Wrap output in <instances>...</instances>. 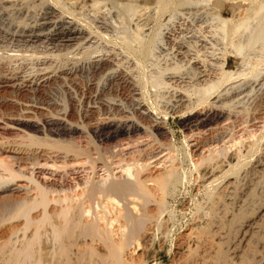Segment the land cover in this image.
Returning <instances> with one entry per match:
<instances>
[{
    "label": "bare ground",
    "instance_id": "1",
    "mask_svg": "<svg viewBox=\"0 0 264 264\" xmlns=\"http://www.w3.org/2000/svg\"><path fill=\"white\" fill-rule=\"evenodd\" d=\"M79 1L80 0L42 1L43 4L47 2L46 9L49 11V14L57 11L58 13H60V15L63 18H68L67 21L65 20V22L58 24V26L56 24V27H54L55 30L53 31L54 32L53 36L55 37V39L59 41L60 40L72 41V40H76V37L78 38V36L81 34L85 35L84 38L79 36L82 39H85L89 35L90 36L94 35L95 37H97V39L98 38L100 39V42L101 39L103 40V42L105 41L106 45L108 44L120 45L119 47H122L123 51L128 54L131 48L128 47L127 49L125 45L130 44L131 40L133 39H131L129 42L125 39L126 37L124 36L125 38H122L121 40L122 42L121 41L117 42L116 40L113 41L112 39H109V37H106V35L102 34L100 30H97L98 29L97 26L95 27L97 29L92 28V24H94L93 22L92 24L89 22L91 26L88 23L84 24L86 25L83 27L84 29L83 28L80 29L75 26L76 20H79V18H77L74 15L73 9L75 5L80 4ZM163 3L164 2H162V5H164ZM123 5H124V11L130 12V14L132 15L133 0H128V1L126 0V2ZM159 7L160 6H157V8ZM158 10H160V8ZM43 19H45V17ZM60 19L59 21H62ZM80 22L81 24L83 23V21ZM39 27L41 26L39 25ZM40 30H42V28ZM40 30H38L37 32L41 33ZM29 32L28 35L31 33ZM37 32L35 31V34ZM33 34L32 36L31 35L30 36L27 35V36L35 39L36 38L38 39V37L40 36ZM49 36H47V38ZM124 39L126 40L127 43L125 42ZM95 49L93 47L92 50L89 47V49L84 50L82 52L78 51L80 54L75 53L76 51L72 52V50L71 51L66 50L65 53L62 54H58V53L56 54L53 53L52 51L51 53L56 54L53 55L54 57L53 59L46 58L48 55L46 56L45 54H43L42 56L38 55L40 54L39 52L38 54L37 52L34 53V55L38 57H35L34 55L33 57L32 54L24 55L22 53H20V55L1 54L0 55V91L8 90L12 94H14V99H12L11 101H7L6 99V101H4L2 97V100H0V123L3 122L4 127L6 128L7 126L13 127L14 131L16 130L19 133L22 132V135L21 134L20 135L30 144H36L39 146L47 145L48 148L50 146V148L54 149L53 151H55V149L59 150V152H62L64 155V156L61 155L63 159L65 156H68L70 154L72 155L74 154L76 156L77 155L86 156V151L84 150V148L80 149V147L76 146V144H74L71 141H67V140L65 141L61 139L60 140L48 139L46 137L47 135L43 137L36 136V134L45 133L44 126L40 124L41 122L47 124L52 121H55L59 123L61 132L78 134V127L68 122L93 121L94 125L92 124L93 127H90V131L93 134V136H96L99 131L103 130L106 131V135L105 134L104 135H105V139L107 140L114 139L120 136L132 137L134 134L136 136L137 134H143L144 136H146L145 134H148L150 136L162 135L164 133L163 116H161L162 114L160 115L159 111L156 112V109L154 108V106H156L155 103L153 104L154 106H151V103L150 104L145 103L146 101L144 100V98L148 95L146 94V96L143 98V95H145L141 93L143 89L138 92V88L143 83V81L139 80L138 82V80H136L138 83L136 81H133L134 78L132 73L133 70L131 72L130 70L127 72L128 68L124 66L127 68L125 70L122 66L125 63L121 65L119 60H116V58L114 57L115 53L111 51L112 50L111 48H110L111 50L108 49L103 50L101 48V50L99 49V51ZM133 49H131V54H129V57L132 56ZM96 51H98L99 53L94 54L96 53ZM51 53H49V55ZM76 54H78V57H75ZM125 55L123 56L124 58ZM126 57L128 58V55ZM128 61H130V59ZM129 72L132 74H130ZM52 86H55L56 93H58L57 96L55 94L54 98H48V96H46L47 98L36 97L38 93H41L40 92L41 90L45 91L46 89H50ZM216 88H218L217 84H210L208 85V87L204 88L203 94L202 92H200L203 95L202 97L203 99L201 100L200 98H198L200 99L199 103H201V101L203 102L204 99L206 100L207 98H209L210 94L213 91H216ZM23 93H30V95H32L30 100L26 102H22L19 100L20 97L17 98L18 95L20 96V94L22 95ZM225 96L223 95V97ZM186 99L188 100V98ZM182 100L180 102H183ZM215 102L216 100L214 101L210 100L209 104L207 103L208 106H206L207 104L205 105L206 108H201L200 110L195 111L191 116L190 114H187L185 120L183 121L184 126L187 128L194 127L196 129H199L205 127L207 128V126H210L214 122H217L222 116L225 115V113L224 111L219 110L216 106L215 107L217 109L214 107ZM7 106L13 107V110H6ZM191 111H193V109ZM190 120L194 121L193 125H190L188 123ZM146 123L148 125H146ZM79 128L81 129L85 127L83 126ZM140 138L141 137H139V139ZM131 139L132 138H130V141L128 140L126 146L124 145L125 146L124 150H127L128 148L132 149L134 145H136L137 143L138 146L143 144L140 142L141 140L136 143V140L134 139L136 144L134 143L133 145L134 141L133 139L132 140ZM207 142L209 141L207 140L201 141L193 145H190L192 156H196V159L193 157L194 158L193 166L195 168L192 167L193 169H196L193 171H197V173H195L196 174L195 176H197L198 180L194 179L195 182L198 181V185L196 186L200 187L201 189L202 188L204 189L206 187L209 189L210 187H213L212 193L209 192L210 189L212 188L206 190L208 191L207 193H210L212 195L210 196L211 201L209 198H208L209 200L207 199L208 200L207 203L209 204L206 205L208 206L207 207L208 213H204L205 215L207 214L206 217L204 215H201L206 218L204 224L205 227L204 226H203L204 228L198 227L199 229L188 227L186 231H184L183 233L180 232L179 235L176 236L177 238L175 240V244L172 245L174 246V252L172 251L174 254V258L172 257L173 260L171 259L172 260L171 264H264V164L262 163V157L261 159L260 158L256 159L255 157L259 155L255 156L254 158L256 159V161L254 162L253 166H251L250 168L248 167L249 169H246L247 167L246 168L244 167V165H246L245 163L246 160L244 164L241 161L243 159L240 158L242 154L240 152L241 150L234 148L235 152L227 153L232 148L226 150L227 147L225 146L226 148L224 150H226L227 152L225 151V153L220 155L221 157L223 156V158L217 159L218 157L217 154L219 155L221 150H218L217 152L212 154L211 153L212 150L207 149L208 153L206 154L204 153L203 150L205 149L204 147L206 146V144H208ZM248 145H251V143L247 144V146ZM247 146H245L246 148L244 149L250 150V146L249 147ZM21 147H23V145ZM254 147H257V145L256 146L254 145ZM121 148L119 149V151H122L123 148L122 149ZM254 149L251 151H254ZM0 150L6 155L7 158H9V160L12 163L13 162L20 163L21 161L24 162L25 160H28L32 165L31 168L32 172L36 171V173L42 174L43 177L45 175H48L47 174L48 171H46L48 169L47 163L40 164V158L42 156H45L44 154H40L41 152L37 150H30V151L22 150L21 148H15L10 144L7 145V143L6 145L3 146L1 143ZM222 150H223V146H222ZM246 150L245 152H249ZM128 152L133 154V152L129 150ZM143 153L144 152H142V154ZM245 154L246 153H244V155ZM88 157L89 155L86 156V158ZM151 157L152 156L143 157V162H141L140 165H137L136 167L133 166L132 164L137 159L134 160L132 164L129 162V166L131 165L135 167L134 169L128 168L129 166H127L128 164H126L127 166L126 170L122 169L125 172L123 173L125 174L124 176L110 177L109 174L108 179L106 178V180H104V182H102L100 185L93 183H85L83 187L79 189L78 193L73 191V188L71 189V192L68 189V187L65 189L59 188V190H56L57 192L56 195L55 193L54 195L52 194L53 196L50 194L53 193L54 191L49 190L51 188L47 187V185L45 186L42 183L41 185L32 175L26 178L27 180V181L25 180L26 183L23 184L16 183L15 180L16 179L18 180L20 177H22L20 175V172L13 171L9 162L0 160V168L1 170H3V172L4 171L6 172L5 173L6 177L4 178L0 177V198L1 200L2 198L6 199V201H2V204H4L5 206V211H3V213H0V225L6 221L10 222L11 220H16V219L22 220L21 226L18 228L10 229L8 235L9 237H7L5 242L0 244V264H43L44 263L42 261L43 256L41 255L42 252L40 251L42 249V246L45 249L53 250V251L49 250L50 252H53L52 254L56 252L55 254L58 255L56 256L58 258L61 257V259L64 260L65 264H75L76 260L75 263L73 262V260H71L72 258L71 254H72V248L77 244H80L83 250L80 252L79 250H81V248L78 249L79 247L78 248L74 247L75 249H78L77 251L79 252L78 253L75 250L77 253L76 254L74 253L73 255L74 257L76 256V258H80V257L82 258L84 256L83 254H85L86 252L87 255L91 257V259L92 257L93 259L96 258L97 264H131L132 262L128 263L123 258V253L125 249H127L130 245H132L133 242H136L137 245L140 246L139 252L142 251L140 252L142 256L145 250H147V246L151 244L152 237L154 236L155 238L154 231L158 226L162 227V229L160 228L161 232L163 229L166 232L168 231L167 230L168 229L167 225H169L168 217H166L167 215L166 216L164 215V213H166L167 203L164 202V196L165 195L168 196L167 195L168 189L174 182L175 183L176 181L179 182L177 180L179 179V177L177 176L176 174L177 172L175 171L174 167L170 168L171 164L168 165L170 166L169 168L166 167L167 165H163V164L161 167L160 166L161 161H160L159 163L160 167L158 166L153 168L154 170H151L152 169V166L150 165ZM153 157H156V155H154ZM242 158H244L243 154H242ZM89 160L91 161V159ZM148 160L149 162H147ZM151 161L153 160L151 159ZM108 162L110 161L108 160ZM242 163H243V167L246 170H244L243 167L242 168L240 167L242 166ZM81 167H83V165ZM108 167L106 168V170L109 169ZM240 168L243 169L244 171L239 172V170L241 171ZM109 173H111V171H109ZM107 174H108V170H107ZM231 174H233V176L235 174L236 176L233 178L231 176H230L231 178L227 176ZM220 178L221 181L219 182V184L215 185V182L217 180L219 181ZM66 189H68L69 192ZM171 191L169 190V192ZM156 192L158 193L157 195ZM16 194L17 195L19 194L22 197L20 199L19 198L14 199L12 196ZM98 194L99 195L101 194L108 201H111V203L115 202L116 204H119L118 216H116L115 219L111 220L109 218H106L105 217L106 215L104 216L101 215L98 217L97 215L92 216L89 214L93 218L87 221L86 219L85 221L82 220L84 216L83 215L84 212L85 213L89 212L88 207L86 209V207H84L83 204L86 203L88 206L91 207L90 209L92 210V206L94 203L93 201L94 199L97 198ZM206 197L207 196H205V198ZM133 198L136 201H139V204L138 202L136 203V201L135 203L137 205L133 204L134 203ZM130 204L131 206L133 205L132 207L135 208L136 206H138V209L135 211L136 213H134L133 208L129 207ZM51 206H54L53 211L50 210ZM198 209L201 210V208L199 207ZM35 211L38 212L37 217L32 216V212ZM195 218L198 219V217ZM199 218L200 219H198V221L202 220L201 217ZM100 220L103 223L102 225L99 224ZM113 221H115L116 224L118 223L117 238H113L111 234L112 232L108 227L109 225H111ZM31 226L34 227L32 228V231L29 232V234H27V230L30 229ZM19 231L22 234H20L19 238L17 239V236L15 237V234L17 232L19 233ZM18 233L16 235H18ZM162 238H165L164 235ZM95 242L101 245V250L99 249L97 250L93 246ZM52 254L50 255V257L54 256ZM143 264H149V263L144 262ZM151 264H156V263L151 262Z\"/></svg>",
    "mask_w": 264,
    "mask_h": 264
},
{
    "label": "rangeland",
    "instance_id": "2",
    "mask_svg": "<svg viewBox=\"0 0 264 264\" xmlns=\"http://www.w3.org/2000/svg\"><path fill=\"white\" fill-rule=\"evenodd\" d=\"M9 1L10 0H0V55H20V53H22L24 55L32 54L33 56L34 53L37 52L38 54L39 52L40 54L38 55L42 56L43 54H45L46 56H49H47L46 58L53 59V55H56L57 53H65V51L69 48L70 49L68 51H76L75 53L78 54H80L79 52L89 49V47L92 50L94 47V49L96 48L95 50L98 51L99 49L101 50V48L103 50L112 49L111 51L115 53L114 57L116 58V60H119L121 65L125 63L124 65H122L123 68L125 70L128 68L127 72L129 70L130 72L133 70V81H143L141 85V81L139 83L140 86L138 88V92L143 89L141 91L142 94H145L143 95V98L146 96V94L148 95L146 96L147 98H144V100L146 101L145 103H151V106H154L153 104L155 103L156 106H154V108L156 109V112L159 111V114H162L161 116H163L164 133L160 136H150L148 134H145L146 136H144L143 134H137L136 136L134 134L132 137L120 136L114 139L107 140L105 139L106 131L103 130L99 131L96 136H93L90 131V127H93L92 124L94 125L93 121H74L75 123L73 121L68 122L78 127V134L61 132L59 123L55 121L47 124L41 122L40 124L44 126L45 133L36 134V136L43 137L47 135L46 137L48 139H61L65 141H71L76 144V146L80 147V149L84 148V150L86 151V156L89 155V157L86 158L85 155L76 156L74 154H70L68 156H65L66 158L64 157L63 159L62 156L64 155L62 152H59V150L55 149V151H53L54 149L50 148V146L48 148L47 145L39 146L36 144H30L24 138H22V132L19 133L16 130L14 131L13 127L7 126L6 128L4 127V123L1 122L0 134L4 138L0 135V146L1 143L2 146L6 145L7 143V145L10 144L15 148H21L22 150H37L41 152L40 154H44L45 156H42L40 158V164L47 163L48 169L46 171H48V175H45L44 178L42 174L36 173V171L32 172V165L28 160H25L24 162L21 161L20 163H12L1 150L0 160L9 162L13 171L20 172V175L22 177H20L18 180L16 179V183H26V178L32 175L40 184L42 183L45 186L47 185V187L51 188L49 190L54 191L50 195H54V193L56 195V190H59V188L65 189L67 187L70 192L73 188V191L78 193L79 189L82 188L85 183L100 185L102 182H104V180H106V178L108 179L109 174L110 177L124 176L125 174L123 173L125 172L123 170H126V167L129 166V162L132 164V162L137 159L132 164L136 167L137 165H140L141 162H143V157L146 156L153 157L154 155H156V157H151L153 161H151V159L149 158L150 165L152 166L151 170H154L153 168L158 167L160 164L161 167L163 164L167 165L166 167L169 168L170 166L168 165L171 164L170 168L174 167L175 171L177 172L176 174L179 177V179H177L179 182L176 181L177 184L174 182L173 184H176V187L172 184L168 189V196H164V202L168 204L167 205L165 203L166 213H164V215H167L166 217H168V231L166 232L163 229L162 232H166L164 234L161 232L162 227L158 226L155 229L156 232L154 231L156 239L152 235L153 237L151 244H149L150 246H147V250H145L142 256L140 254V252L142 251L139 252L140 246L137 245L136 242H133V244L125 249L123 253L124 260L128 263L132 262L131 264H143L144 262L149 264H151V262L156 264H171V261L174 258V246L172 245L175 244V240L177 238L176 236H178L180 232L183 233L184 231H186L188 227L195 229L205 227V217L207 214L205 215L204 213H208V206L206 205L209 204L207 203L209 199L211 201L210 196L212 194L210 193H212L213 191V187H210L212 189L209 188L210 193H207V187L204 188V190L203 188L201 189L200 187L196 186L198 185V181H196L197 183L195 182L196 179L198 180L197 176H195V173H197V171H193L196 170L193 169L195 168L193 166V161L194 158L196 159V156H192L190 145L201 141H209L207 142L208 144H206L203 151L206 154L208 153V150H212L211 153L213 154L218 150H221L222 153L220 152L219 155L217 154V156L219 157H217V159L223 158V156L221 157L220 155L225 153L227 149L229 150L232 148L231 150H229V152L226 151L227 153L235 152L234 148L239 149L241 150L240 152L244 157L242 158L241 154L240 158L243 160H240L243 163L246 160V165H244L245 168L247 167L246 169H249L251 166H253L256 159H261V157L262 163L264 164V0H133L132 15L130 14V12L124 11L123 4L126 2V0H80V4L75 5L76 8L74 7L73 9L74 15L79 18V20H76L75 26L82 29L84 26H86L84 24H92L93 22L94 24H92V28L97 29L95 28L97 26V30H100L102 34L106 35V37H109V39H112L113 41L116 40L117 42H120L122 38L125 37V39L129 42L131 39H133L131 40L132 43L130 42V44H127L128 46L125 45L127 49L128 47L131 49L134 48L132 51V56L130 55L131 57H129V54H131V49L127 54L123 51L122 47H119L120 45H106L105 41L103 42V40L101 39L100 42V39H97V37H95L94 35H89L88 37H86L87 39H82L80 37L84 38L85 35L81 34L79 35L80 37H76L77 41L56 40L53 36V31L55 30L54 27H56V24L58 26V24L65 22V20L67 21L68 18H63L57 11L49 14V11L46 9L47 2L44 4L42 2L44 0ZM162 2H164V5H162ZM157 6H160V10L162 8L163 9L160 11L158 10L159 8H157ZM44 17L45 19H43ZM59 19L62 21H59ZM80 21H83V23L81 24ZM39 25L41 27H39ZM39 28H42V30H40ZM29 30L31 33L29 32ZM38 30H40L42 34L37 32ZM35 31L37 32L36 34ZM28 32L30 33L29 35ZM32 34L40 36L38 37V39L28 37L30 35L32 36ZM47 36H49V39L47 38ZM52 51L56 54L51 53ZM98 51H96V53L94 54L99 53ZM48 52L51 53L50 55L52 57ZM78 54H76L75 57H78ZM116 55L118 58L116 57ZM124 55L125 58L123 57ZM127 55L128 58L126 57ZM129 59L130 61H128ZM124 66H126L127 68ZM210 84H217V92L213 91L210 94V99L207 98V101L204 99L203 102L201 101V103H199V100L203 99V89L208 87V85ZM43 91L44 90H41V93H38L36 97L47 98L46 96H48V98H54L55 94L56 96L58 95V93H56L55 86H52L50 89H46L44 91L46 93H44ZM200 92H202V94ZM218 94L221 96H219ZM223 95L226 96L223 97ZM2 97L4 101H6V99L7 101H11L12 99H14V94L9 92L8 90H1L0 100H2ZM18 97H20V101L26 102L30 100L32 95H30V93H23L22 95L20 94V96L18 95L17 98ZM186 98H188V100ZM181 100L183 102H180ZM210 100H216V102L214 103V107L216 106L219 110L224 111L225 115L222 116L223 118L221 117L217 122H214L212 125L207 126V128L205 127L196 129L194 127H185L183 121L185 120L186 115L190 114L191 116L195 111H198L201 108H206ZM220 101H222L223 103ZM192 109L193 111H191ZM6 110H13V107L7 106ZM190 121L188 123L190 125H193L194 121ZM146 125L148 124L146 123ZM83 126L85 128H81V130L79 127ZM138 136L141 138L139 139ZM130 138H132L134 141L133 145L135 143V140L136 143L141 140L140 142L143 144L138 146V143H135V148L131 146L133 147L132 149L128 148L127 150H124V147L126 146V143H128V140L130 141ZM249 143H251L252 146H247V144ZM22 145L23 147H21ZM241 145L243 148L241 147ZM254 145H257V147H254ZM245 146H250V150L244 149L246 148ZM120 148L122 149V151H119ZM225 148L226 150H224ZM138 149L142 150L140 151ZM253 149L254 151H251ZM128 150L133 152V154L129 153ZM133 150L138 151L134 152ZM245 150L249 152H245ZM142 152L144 153L142 154ZM244 153L246 154L244 155ZM59 155H62V158ZM137 156L140 160H142L140 161ZM251 158H253L254 160ZM89 159H91V161L93 162H91ZM108 160L110 162H108ZM147 162H149V160ZM243 163L242 166H240L241 168L243 167ZM126 164L128 165L126 166ZM82 165L83 167H81ZM130 166L128 168H135L133 166ZM107 167L109 168L107 169L108 174L106 170ZM244 167L243 169L246 170ZM243 169H241V171L239 170V172H243ZM109 171H111V173H109ZM5 173L6 172H3V170H1L0 168V177H6ZM227 176H231L233 178L236 175L234 174L233 176V174H231ZM220 181L221 178L219 181L217 180L215 182V185L219 184ZM68 189L66 190L68 191ZM196 189L198 190V192ZM169 190L172 191L169 192ZM157 194L158 193L156 192V195ZM16 195L12 197L14 199H20L22 197L19 194L17 196ZM205 196L207 197L205 198ZM2 201H6V199L2 198L1 200L0 198V213H3V211H5V206L4 204H2ZM135 201L136 200L134 199L133 204H136L137 202L139 204V201H136V203ZM93 202L94 203L92 206V210L90 209L91 207L86 203L83 204L86 209L88 207L90 213L84 212V219L82 218V220H90L91 218H93V215H97L98 217L101 215H106L105 217L111 220L115 219L116 216H118L119 204H116L115 202L111 203V201H108L101 194H98L97 198L94 199ZM132 206L130 204L129 207L133 208L134 213H136L135 211L138 209V206H136V208ZM53 207L54 206L50 207L51 211L54 210ZM198 207L201 208L202 211L198 209ZM191 213L193 216L191 215ZM89 214L92 216H90ZM37 215V211L32 212L33 217H37ZM201 215H204L205 217ZM195 217H198V219H200L199 217H201L202 220L198 221V219ZM21 221L22 220L20 219H16L11 220L10 222L6 221L4 222L5 224L2 223L0 225V244L5 242L7 237H9L8 235L10 229L18 228L21 226ZM99 224H103L101 220ZM117 224L115 221H113L111 225L108 226L112 232L111 234L113 238H117ZM33 227L34 226H31L30 229L27 230V234L32 231ZM159 232L161 235L159 234ZM16 234L15 237L17 236L18 239L19 235L22 233L19 231L18 235ZM163 235L165 238H162ZM77 245V247H74H79L78 249L82 247L80 244ZM93 246L97 250H101V245L99 243L95 242ZM73 248L71 260H73L74 263L76 260L75 264H97L96 258L93 259L92 257L91 259V257H89L86 252L85 254H83L84 256L82 258H76V256L74 257L73 254H76L78 252V249ZM44 249L45 248H43L42 246V249L40 250L42 252L41 255L43 256V264H65L64 260L61 259V257H57L58 255L55 254V251V253L52 254L53 252L50 251L53 250ZM82 250L83 249L81 248V250L79 251L81 252ZM48 252L54 256H57L50 257L51 254H49ZM142 257L144 258V260Z\"/></svg>",
    "mask_w": 264,
    "mask_h": 264
}]
</instances>
